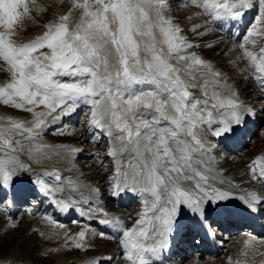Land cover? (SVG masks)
Listing matches in <instances>:
<instances>
[{"label":"snow or ice","instance_id":"6c2138e0","mask_svg":"<svg viewBox=\"0 0 264 264\" xmlns=\"http://www.w3.org/2000/svg\"><path fill=\"white\" fill-rule=\"evenodd\" d=\"M51 7L37 0H0V70L7 74L0 83V104L31 116L30 120L0 116V187H10L20 171L31 170L21 155L38 164L53 155L82 152L47 144L41 137L49 120L86 106L93 143L107 139L105 152L93 155L97 168L110 172L105 177L109 194L117 197L130 191L141 204L130 227L99 203L90 208L103 215L100 224L120 234L99 235L118 240L126 264H153L168 247L182 208L205 224L209 204L216 211L227 210L221 202L233 194L222 186L238 185L214 167L211 153L216 144L209 136L231 134L245 123L246 115L254 114L227 75L192 51L201 45L183 35L173 13L194 8L196 15L210 18L189 29L203 36L212 31L209 22L236 20L244 10L256 8L255 22L234 45L238 54L229 63L236 67L244 63L240 74L247 73L264 92V46L252 50L258 43L254 37L264 39V0H182L175 7L173 0H59V10L42 34L18 40L23 22L34 20L33 12L42 15ZM200 28L204 31H197ZM247 169L252 180H264V155L252 159ZM49 175L61 179L58 173ZM33 183L46 195L63 191L42 179ZM68 183L81 197L84 192L79 190L84 188L98 198L99 188ZM238 199L252 211L264 203V196L255 192ZM55 203L62 210L70 207L63 199ZM86 232L67 240L85 250ZM244 244L247 248L249 241Z\"/></svg>","mask_w":264,"mask_h":264},{"label":"bare ground","instance_id":"6f19581e","mask_svg":"<svg viewBox=\"0 0 264 264\" xmlns=\"http://www.w3.org/2000/svg\"><path fill=\"white\" fill-rule=\"evenodd\" d=\"M58 2H59L58 0H53V2H48L47 4L57 5ZM205 22L206 21L201 22L200 24H203ZM214 24H216V21L214 22ZM207 26L212 28V31L208 32L209 38H211L213 36L214 37L223 36V34L220 31L215 29L209 23ZM38 35H40V34H38ZM254 38L257 39L258 37H254ZM27 40H29V39H26L24 41H27ZM257 45H258V43H257ZM244 67H245V65L242 66V69ZM238 76H244V78L241 77L239 80ZM245 76H248V74L245 73L244 75H241L239 73L237 75L239 82L242 80L248 81L243 86L241 91H243L245 94H253L254 92H258V94L256 95L255 98L264 97V92H260V90L259 91L257 90V88H259V87L253 82L251 76H248V78H245ZM192 91L196 92V90H192ZM83 107L84 106H81L77 111L74 112L76 114L75 117L78 116V114L80 113V110H84ZM261 110H264V103L262 104ZM260 113H263V112H260ZM3 114L5 115V113H3ZM0 115L3 116L2 114H0ZM7 115L9 116V114L6 113V116ZM62 118L63 119H72L71 116H64ZM61 119L56 120V121L52 120V122L48 121V125L44 131L54 129V127H56L59 124L58 122ZM58 130H63V132H65L63 128H59ZM77 141H75V142H77ZM43 142H45L47 144H54V145L55 144H63L62 141L58 140L55 137H54V139H49V141L43 140ZM240 144H241L240 146H244V143L240 142ZM262 149H264V146H262ZM260 151H257L256 156L264 155V150L261 153H260ZM52 158L56 159V156H52ZM238 158H240V157H238ZM248 158H249V156L247 157V159ZM58 159H60V158H58ZM241 160H242V163H244V160H246V157L242 156ZM47 161H48V159H47ZM230 161H232V160H230ZM41 163H42V160H41ZM59 163H58V167L57 166H55L54 168L50 167L52 169H50L48 171H46V169H49V167H47L48 165L46 163V165L40 167L39 169H31L30 171H21V173L27 172V174H29V175L31 174L32 176L34 175V177H37L36 179H42L46 182H50L49 178H48V174H49V172L50 173H59V170H60L59 166L62 164L61 163L59 165ZM229 163H232V162H229ZM242 163L239 165H242ZM63 164H62V166H63ZM67 165H69V164H67ZM236 165H238L237 162L234 163V166H236ZM35 171H40V172L36 173ZM45 171L47 172V174ZM66 173H69V172H66ZM64 174H65V172H61V174H60L61 179L58 181V183L49 184L50 186H52L53 189H55L57 187H62L63 191H53L52 192L53 199H51V201L47 204H45L44 200L39 201V197H37L36 194L34 193L33 196L36 198L37 202H39V204L37 205V208L29 209L30 211L24 212V213H27L26 214L27 218H32V220H35V222L37 224H34V223L30 224L32 222V220H30L28 222L26 220L25 223L27 225L29 224V226H30L29 228H32L33 231H38V234H40V237H42V238H40L41 241H40V245L38 247V254H42L43 257L46 256L47 259H52L53 264H90L91 258H96L97 264H117L116 257H117L119 252H122V249L119 247L118 240L114 241L113 239L108 240L106 238H103L98 242L93 241V238L97 234H98V236L95 237L94 240H96L98 237L101 238V236L99 235V233L101 232L99 226H105V225L99 223V220L104 218L103 215L99 212H90L89 209L96 207L97 203H99L103 206V208L106 211H108L111 214L112 217H120V218L124 219L126 222V226L130 227L132 222L134 221V217H136V213L139 212L138 208H139L140 204H137V203H140L139 197H136L137 201L135 202V206L133 208H131L129 205L130 204L133 205V200H132L133 198L132 197H133L134 193L128 191V192L121 193L117 197H113L109 194V185L106 184L108 189L105 191V194H104L105 187H104V183L102 182V180L95 181L99 187V190H100V194H99L100 198L99 197L97 198V196L95 194L90 195L88 193V191L84 188H80V190H79V191L84 192V197H81L77 191H73L72 186L69 185V183H68L69 181L68 182L66 181V176H64ZM51 176H53V175H51ZM73 182H76V181L74 180ZM222 187L226 188V187H228V185H224ZM23 190H24V193H23L24 195H27L28 193L32 192V188L30 185L24 186ZM2 193L3 192L0 190V200H2L4 198V195ZM15 199H17L19 202H21L23 204H25L27 202L26 198L24 196H21V195H17L15 197ZM61 199L70 203V207L67 210H62L61 207L57 203H55V201H58ZM85 199H87L89 202L85 203ZM124 199L127 200V204H124ZM100 200H102L103 203H100ZM120 204L122 205L121 207H119ZM111 205L112 206L117 205L118 208H116V206L114 208ZM17 208H18V206H16V208H11L10 211H8L5 207L2 208L4 210L3 212H5V213L3 215H0V216H3V218L5 219V222L7 223V224H3V222H4V220H3L2 232H5L7 229L13 230L14 228H19L20 224L18 222H20V221H17V216L18 215L21 216L24 213L20 211L21 209L17 210ZM41 210L43 212H45V214L41 215V216H37L38 212ZM81 212H83V215H81ZM48 214H49V216H46ZM127 214H130V217H131V221L129 223L127 222L128 218H126ZM7 215L13 216V222H10V220L7 219ZM26 215H24V216H26ZM72 218H74V220H71ZM14 220H16L17 222ZM50 220L56 222L55 225L52 224L53 226L50 227L48 225ZM74 221H76V222L74 223ZM61 222H62V224H61ZM10 224H15V227L9 228ZM58 225H63V227H59ZM89 225L92 226L93 228H90ZM40 226H42V227L45 226V227L40 228ZM69 226H71L73 228L77 226L76 230H79V231H77V232L72 231L71 233H69L68 236H66L65 242H66L68 237H75L76 233L80 232L81 230L87 229L85 243L88 245L87 250L91 249L89 252H87L86 249L85 250L75 249L72 246L71 240H67V243L66 244L64 243L65 244L64 247H61L59 245V238H57V236H60V234L64 235L65 234L64 230L69 228ZM82 226H84V227L82 228ZM109 229L111 230L110 227H109ZM93 231H95L97 233L95 236L92 235ZM114 231H115V233H117L116 230H114ZM218 234H220V232H218ZM260 234H264V221H262V223L260 225L256 226L253 229V233H246V234L241 233V234H239V236L237 238H233L231 240L232 241L231 243L225 244L226 238H224V240H222L220 242V245L222 248L221 250H223L224 247H227V253L225 254L224 257H220V258H223L222 261H220L217 258H214L213 257L214 255L212 253L208 252V253H210V255H209V258L206 259V261L203 260L201 257L199 259H196L193 262H190L189 258H188V251L186 249L179 248L178 253L175 250L170 251L171 259L166 261V264H183V263L184 264H264V239L259 237ZM89 235H91V236L89 237ZM108 236H110V235H108ZM253 238H255V239H253ZM104 239H105V241H104ZM245 241H249V245L247 248H245V244H244ZM51 244H53V245L51 246ZM116 248L117 249L119 248V250H116ZM72 250L77 251V254L75 256H72L73 254L69 255V253ZM207 251H209V250H207ZM22 252H23V250H22ZM22 252L17 251L16 253L13 252V253H9L8 255H6L7 258L4 260V262H6L5 264H8V263L15 264V262H17V261L20 262V264H41L42 259L40 258V256H39V259H35L34 255L32 256L29 254H23ZM109 257H111L110 260L108 259ZM47 259H45L46 264L50 263V261ZM33 260H35V261H33ZM183 260H185V261L183 262ZM30 261H33L34 263H31ZM4 262H2V263H4ZM124 264H126L125 261H124ZM161 264H165V263H161Z\"/></svg>","mask_w":264,"mask_h":264},{"label":"rangeland","instance_id":"374dc122","mask_svg":"<svg viewBox=\"0 0 264 264\" xmlns=\"http://www.w3.org/2000/svg\"><path fill=\"white\" fill-rule=\"evenodd\" d=\"M180 1H182V0H173L174 7H175L176 3L180 2ZM37 2L38 3L47 4L48 2H53V0H37ZM57 10H59V2L57 3V5H53V7H51L49 9V11L47 13H45V14L40 15V14H37V13L33 12V16L35 17V19L34 20H28V19H26L23 22V30L19 31L18 40H21V41H24L26 39H29L30 40V39L34 38L35 36H38V34H42V32L44 31V25L48 21H50L51 19H53V13L55 11H57ZM187 11L188 12H193L194 11V8L181 9L179 11H175V13H176L175 14V17H176V21L175 22L176 23H179L180 20L184 16H187L188 15L187 14ZM255 11H256V8H255ZM256 14L257 13H254V17H253L252 22L250 23V26H251L252 23L255 22V16H256ZM193 21H195L194 18L190 19L188 22H186L184 24V26L181 25V28L184 29L183 35L187 36V38L190 41H192L193 43H195L196 41H198L197 38L196 37L190 38L188 36V34L190 32L192 34H194L195 32L193 33V31H189V30L186 31L185 30V29H187V27L189 25L190 26L193 25ZM246 33H247V31H246ZM205 36L207 37V35L205 34V35H203V38H205ZM203 38L201 37L199 40H201ZM261 40L262 39L260 37L257 38L258 45L261 43ZM252 50L256 51V49H252ZM195 52L198 55H200V56L203 57V52H200L199 50H196ZM208 55H210L209 58L212 59L211 61H214V63H216V64H218L219 60L222 59L221 58L222 55L221 54H218V53L214 56V53L208 51ZM228 57H229V60H233V58H235L236 55L232 54V52H231L228 55ZM221 63H222V61H221ZM225 65L228 66V67H230V65L228 63H225ZM216 68H218V69L221 70L219 64L216 65ZM238 77H239V80H240L241 77L244 78V76H238ZM6 78H7V74L3 70H0V83H3L6 80ZM240 82H243V83H240V84H242V88H243V86L248 81L247 80H242ZM196 94H198V92ZM3 113H5V115ZM6 113L9 114V116H12L14 118H19V119H24V120H30L31 119L30 114L23 113V112H19L17 110L12 109L11 107L4 106V105L0 104V114H2L3 116H6ZM87 113H88V109H87V107H85L84 110H80V115L78 114L79 116H77L76 118L74 117V119L72 121L70 119L65 120L63 118H62L63 120L59 121L61 124L58 127H64L65 129L69 126L68 123L69 124L71 123V127L68 129V132H70V133H68V132L65 133L64 132L63 135H60V134L54 135L53 133L54 132H57L56 130H54V129H52V130H46V131H49V132L44 131L43 136L41 137V140L42 141L43 140L44 141H46V140L49 141V139H54V137H55V138H57L60 141H65V138L66 139L71 138V139H73L75 141L78 140L77 141L78 143L85 142L84 145H81L80 146L81 149H84L85 147H89L90 148V150H87V151L85 150L83 152L84 154H86L85 157H83V159L81 157V160H78L77 159L74 162H72L73 160H72V158H70V162L68 164L69 165L71 164V166H72L71 168H73V170L75 169V172L77 174H80V177L83 180H85V183L86 182H89V184L95 185L94 182H93V179H96L97 178L96 181L97 180L98 181L99 180H102V182L104 183V187H105V190H104V194H105V191L108 189V187H107L108 183H107L105 177L107 175H109L110 172L109 171H105L104 169L97 168V166H96V157L93 154L94 153H97V152H100V153L105 152L106 147H107V139L104 138V139H101V140L97 141L96 143H93V141L91 139V134H90V131H89V128H88V125H87ZM49 121L52 122V120H49ZM74 130H75V132H71V131H74ZM84 138H85L86 141L84 140ZM66 143L70 147L78 148L77 145L73 141H67ZM80 144H82V143H80ZM262 146H264V123L261 124L260 132L258 133V135H255L254 136V139L251 140L250 145H248V148L244 150V152L242 153V155L245 156L246 159L249 156L250 159L248 158V160H251L255 156V153H257V151H260V149H262ZM20 157H21V160L24 161V163L31 165V169H39L40 167L46 165V163H47V165H48L47 167H49V169H46V171H48V170L54 168L55 166L58 167V163L59 162L62 163V164L63 163L66 164L65 162H62V160L64 158H66V157H60V159H58L59 158L58 157L54 161H53L54 158H51V159H48L49 162L47 161V159H42V163L40 162L38 164L37 163H34L31 160H29L28 157L25 156V155L24 156L22 155ZM60 163H59V165H60ZM106 163H110V161H106ZM62 164L59 166L60 168L62 167ZM50 167H52V168H50ZM65 167L66 166L64 165V168ZM63 171L66 173L67 169H63ZM35 172L37 173V172H40V171H35ZM23 174H25L24 176H26L27 175V172L26 173L24 172ZM46 174H47V172H46ZM67 175H69V174L67 173ZM29 177L32 178V177H34V175L32 176L30 174ZM34 178H37V177H34ZM28 202H29V206L34 208L33 201L31 199H28ZM137 204H140V203H137ZM115 206H116V208H118L117 205H115ZM115 206H112V207L115 208ZM3 211L4 210L1 208L0 215H3L5 213ZM26 214L27 213L22 214L23 216L21 215L20 216L21 217L20 219H18L19 216H17L18 221H20V222H18L20 224L19 225V228H14L13 230L7 229L5 232H2V222L4 220L3 224H7V223L5 222V219L3 218V216H0V224H1L0 225V229H1L0 230V264H5L6 263V262H4V260L7 258L6 255H8L9 253H13V252L16 253L17 251H21L22 252V250H23V252H22L23 254H29V255H32V256L34 255L35 259H39V256H40V258L42 259L41 264H46L45 259H47V257L46 256L43 257L42 254H38V247H39L40 241H41L40 238H42V237H40V234H38V231H33L32 228H29L30 227L29 224L27 225L25 223L26 220H27V222L30 221V220H32V218H27V215ZM24 215H26V216H24ZM46 216H49V214L46 215ZM8 217H10V216L7 215V219H8ZM14 221H16V220H14ZM32 223L37 224L35 222V220H32V222L30 224H32ZM48 225L50 227L53 226L51 223H49ZM44 227L45 226H43V227L40 226V228H44ZM89 227L90 228H93L90 225H89ZM76 229H77V226L74 227V228L71 227V226H69V228H67L65 230L63 229L65 231L64 232L65 233L64 235H61L60 234V236H57V238H59V245L61 247H64V245L66 244L65 239H66V236H68L69 233H71L72 231H74V232L79 231V230H76ZM244 234H246V233H244ZM90 236L91 235H89V237ZM97 236H98V234L95 237H97ZM95 237L93 238V241H95V242H98L101 239H103V238L98 237V239L94 240ZM262 239H264V238H262ZM108 240H110V239H108ZM104 241H105V239H104ZM52 245L53 244H51V246ZM87 248H86V251L89 252L91 249L87 250ZM116 250H119V248L118 249L116 248ZM76 254H77V251H75V250H72L69 253V255H72V256H75ZM220 257L217 258V259H219L220 261H222L223 258H220ZM222 257H224V256H222ZM47 260L50 261V263H48V264H53V260L52 259H47ZM33 261H35V260H33ZM33 261H30V262L31 263H34ZM92 261H96V258H91L90 259V262H92ZM184 261L185 260H183V262ZM2 262H4V263H2ZM116 262H117V264H124V259L122 257V252H119L118 253V255L116 257ZM8 264H11V263H8ZM15 264H20V262L17 261V262H15Z\"/></svg>","mask_w":264,"mask_h":264}]
</instances>
